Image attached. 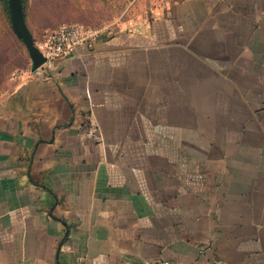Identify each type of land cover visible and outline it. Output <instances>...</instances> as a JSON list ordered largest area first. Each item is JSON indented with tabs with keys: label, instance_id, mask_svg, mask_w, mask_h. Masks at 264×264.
Here are the masks:
<instances>
[{
	"label": "crops",
	"instance_id": "obj_1",
	"mask_svg": "<svg viewBox=\"0 0 264 264\" xmlns=\"http://www.w3.org/2000/svg\"><path fill=\"white\" fill-rule=\"evenodd\" d=\"M0 264H264V0H182L0 100Z\"/></svg>",
	"mask_w": 264,
	"mask_h": 264
},
{
	"label": "rangeland",
	"instance_id": "obj_2",
	"mask_svg": "<svg viewBox=\"0 0 264 264\" xmlns=\"http://www.w3.org/2000/svg\"><path fill=\"white\" fill-rule=\"evenodd\" d=\"M34 40L68 24L98 33L141 29L182 0H21ZM33 68L30 53L16 32L11 0H0V100L24 81Z\"/></svg>",
	"mask_w": 264,
	"mask_h": 264
},
{
	"label": "built area",
	"instance_id": "obj_3",
	"mask_svg": "<svg viewBox=\"0 0 264 264\" xmlns=\"http://www.w3.org/2000/svg\"><path fill=\"white\" fill-rule=\"evenodd\" d=\"M99 35L100 33L82 24L63 25L46 33L37 44L38 50L45 59V63L40 68L50 66L57 59L67 58L73 51L82 47H92ZM84 134L89 138H96L99 135V124L94 116L89 117Z\"/></svg>",
	"mask_w": 264,
	"mask_h": 264
},
{
	"label": "water",
	"instance_id": "obj_4",
	"mask_svg": "<svg viewBox=\"0 0 264 264\" xmlns=\"http://www.w3.org/2000/svg\"><path fill=\"white\" fill-rule=\"evenodd\" d=\"M11 3L13 12L15 13L17 35L23 41L30 53V56L33 60L32 70L35 72L45 63V59L35 46L33 35L27 27L22 1L11 0Z\"/></svg>",
	"mask_w": 264,
	"mask_h": 264
}]
</instances>
